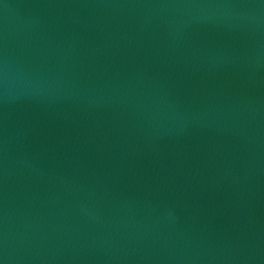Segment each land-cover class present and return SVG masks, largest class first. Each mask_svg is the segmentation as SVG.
<instances>
[{
    "label": "water",
    "instance_id": "water-1",
    "mask_svg": "<svg viewBox=\"0 0 264 264\" xmlns=\"http://www.w3.org/2000/svg\"><path fill=\"white\" fill-rule=\"evenodd\" d=\"M0 264H264V0H0Z\"/></svg>",
    "mask_w": 264,
    "mask_h": 264
}]
</instances>
